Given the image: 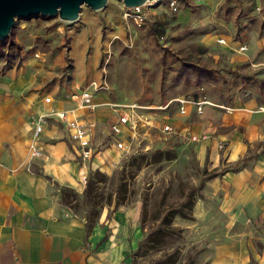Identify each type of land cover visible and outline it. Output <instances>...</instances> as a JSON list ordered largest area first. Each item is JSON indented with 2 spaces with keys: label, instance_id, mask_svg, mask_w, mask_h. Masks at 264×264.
I'll use <instances>...</instances> for the list:
<instances>
[{
  "label": "rangeland",
  "instance_id": "374dc122",
  "mask_svg": "<svg viewBox=\"0 0 264 264\" xmlns=\"http://www.w3.org/2000/svg\"><path fill=\"white\" fill-rule=\"evenodd\" d=\"M124 6L121 0H108L99 9L83 4L71 21L57 14L16 17L0 38V75H27L29 92L50 93L68 103L78 86L102 83L95 94H106L107 113L111 106L121 109L134 101L150 105L145 109L155 117L175 116L174 106L168 113L157 106L177 96L206 98L208 106L225 110L235 98L264 104V72L251 64L262 60L264 44L253 58L240 50L251 34L264 38V0H180L176 8L157 4L141 25L123 16ZM198 120V114L180 117V127ZM154 138L151 150L136 155L104 140L98 146L104 159L100 168H87L85 180L80 178L83 188L92 182L94 201L91 194L83 201L69 186L61 190V207L86 222L105 211L111 217L112 208V215L127 213L130 227L135 225L130 264H220L215 252L221 244L220 219L210 216L206 203L208 181L227 165L212 167L199 159V143L174 135ZM65 190L72 193L70 201L62 199ZM188 192L191 204L184 203ZM116 195H123V202L115 204ZM171 209L167 226L164 215Z\"/></svg>",
  "mask_w": 264,
  "mask_h": 264
},
{
  "label": "crops",
  "instance_id": "0c3cea01",
  "mask_svg": "<svg viewBox=\"0 0 264 264\" xmlns=\"http://www.w3.org/2000/svg\"><path fill=\"white\" fill-rule=\"evenodd\" d=\"M249 37L241 51L245 58L255 57L264 44L258 34ZM251 64L264 72V54L261 61ZM30 80L27 75L16 79L0 75V264H130L135 225L130 227L127 213L118 210L112 215V208L108 217L107 211L102 212L87 231L84 217L69 216L60 205L63 187L70 186L82 195L80 178L87 168H100L104 159L98 146L105 140L116 148L108 124L117 110L111 106L106 112L104 93L93 94V109H74L81 117L95 119L96 151L91 159L80 160L67 127L51 115L46 116L40 133L41 155L33 156L29 149L32 116L51 108L75 107L78 96L73 95L69 103L58 102L50 93L29 92ZM45 94L53 101L45 102ZM253 105L257 108L249 110ZM172 106L176 115L156 117L155 123L165 119L174 132L161 133L151 127V147L154 137L183 139L178 132L186 129L209 133L206 140L193 142L199 143L198 158L209 160L212 167L227 165L208 181V213L220 219L222 234L221 244L213 241L211 246H217L220 264H264V104L257 105L254 98H235L224 106L226 110L206 104L198 112L186 104V111L180 112L178 104L171 102L160 111L170 112ZM190 114H198V122L180 127V117ZM221 141L223 146L218 145Z\"/></svg>",
  "mask_w": 264,
  "mask_h": 264
},
{
  "label": "built area",
  "instance_id": "2783aa9c",
  "mask_svg": "<svg viewBox=\"0 0 264 264\" xmlns=\"http://www.w3.org/2000/svg\"><path fill=\"white\" fill-rule=\"evenodd\" d=\"M180 0H146L143 4L134 5L131 7L124 6L123 16L127 19H131L135 24L141 25L145 23L149 18V10L157 4H166L170 8H176ZM245 45H242L240 49H244ZM38 56V53H35ZM105 85L94 81L91 85L78 88L77 96L78 102L74 108H51L48 112L38 113L32 116V134L29 149L31 155L40 156L41 149L39 147V137L46 120V116L51 115L57 121L62 123L68 129V134L71 141L74 143L77 149V156L81 161H87L92 158L96 151L94 145V130L96 126L95 119H86L74 112L76 107H84L87 109H93L95 104L92 102V96L96 90L103 88ZM45 102L53 101V97L49 94L43 96ZM171 102L178 104V111L184 112L186 104H192L195 106L196 111L201 112L203 106L209 103L206 98L189 99L184 96H177L169 99L163 104L157 106L158 109H166ZM117 110V116L114 120H111L108 124L109 133L113 139L114 146L122 153L127 155H136L141 152L149 151L151 143L149 141V130L155 126L159 128L161 133L174 132L172 125L165 119L155 120L156 117L146 111L145 108H149V105L130 102L126 103L118 109L117 106H113ZM179 135L187 141L198 142L206 140L209 137L207 131L192 132L185 130L178 132ZM163 135V134H162ZM222 146V143L218 144ZM86 175H83L85 180Z\"/></svg>",
  "mask_w": 264,
  "mask_h": 264
},
{
  "label": "water",
  "instance_id": "95a60500",
  "mask_svg": "<svg viewBox=\"0 0 264 264\" xmlns=\"http://www.w3.org/2000/svg\"><path fill=\"white\" fill-rule=\"evenodd\" d=\"M108 0H0V38L5 37L16 17L34 14H57L64 20H75L81 5L92 9L103 7ZM127 7L143 4L146 0H121Z\"/></svg>",
  "mask_w": 264,
  "mask_h": 264
},
{
  "label": "trees",
  "instance_id": "16d2710c",
  "mask_svg": "<svg viewBox=\"0 0 264 264\" xmlns=\"http://www.w3.org/2000/svg\"><path fill=\"white\" fill-rule=\"evenodd\" d=\"M262 82H264V81H262ZM263 151H264V149H263ZM216 174L217 173H213L212 175H216ZM92 186H93L92 185V182L89 181L85 185V187L83 188V191H82V195H83L82 200L83 201H86L88 195H90V194H91L90 195L91 196V200L94 201V199H95V195H94L95 193L94 192L95 191L92 193ZM66 187H69V186H65V187H63V189H65ZM71 196H72V193L70 191H68V190L63 191V193H62V199L64 201H70ZM122 196L120 197L119 195H116L115 204H118V203L123 202ZM184 203H186V204H191L192 203V196H191L190 192H188L186 194L185 199H184ZM179 212L183 216H188V213L186 212V210L183 207H180L179 208ZM173 214H174L173 209L168 210L165 213V215H164V222L167 224V226H170L169 224L171 222V218H172ZM94 223H95L94 219H92L89 222H86L87 231L93 226ZM172 228L173 227H171V230H173Z\"/></svg>",
  "mask_w": 264,
  "mask_h": 264
}]
</instances>
